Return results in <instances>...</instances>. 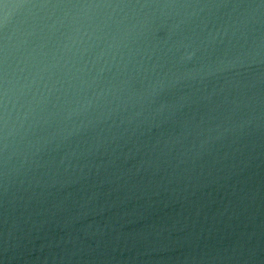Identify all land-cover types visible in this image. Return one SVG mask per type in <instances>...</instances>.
Segmentation results:
<instances>
[{
  "label": "water",
  "instance_id": "95a60500",
  "mask_svg": "<svg viewBox=\"0 0 264 264\" xmlns=\"http://www.w3.org/2000/svg\"><path fill=\"white\" fill-rule=\"evenodd\" d=\"M41 2L0 0V264H264V0H49L151 6L139 9L149 18L136 44L163 69L178 67L189 38L202 41L198 63L253 61L238 77L173 89L167 99L184 105L174 117L109 118L58 147L15 129L5 142V89L15 117L25 78L39 87L60 76L102 36L92 25L109 9L29 10ZM5 4L18 6L7 23Z\"/></svg>",
  "mask_w": 264,
  "mask_h": 264
},
{
  "label": "clouds",
  "instance_id": "9594fccd",
  "mask_svg": "<svg viewBox=\"0 0 264 264\" xmlns=\"http://www.w3.org/2000/svg\"><path fill=\"white\" fill-rule=\"evenodd\" d=\"M18 7L5 4L3 21L7 23L10 9ZM127 6L64 4L42 0L31 5L29 10L52 8L69 10L109 9L101 22L92 25L93 30H102V36L79 49L76 59H67L60 76L39 87L33 86L31 78L20 85L24 110L13 117L8 107V89H5L2 131L5 142L15 129L20 137H29L28 144L41 147L67 144L71 139L109 118L119 117L122 121H135L136 124H150L155 120L164 121L178 114L184 107L167 99L173 89L188 87L216 73H231L238 77L247 63L245 54L237 55L227 61L198 63L201 43L189 38L178 49L179 56L175 69H163L155 62L149 64L151 55L140 53L137 37L149 18L151 6L140 5L139 9H148L141 13H129ZM136 7V6H132ZM161 7L186 8L187 5H164ZM201 8L211 7L202 5ZM55 24L56 21H53ZM80 28L73 27L62 34L57 41L61 52L71 49L74 33ZM229 40L241 39L234 29L228 34ZM119 39L120 43H114ZM243 48V45H240ZM7 56V45L5 46ZM264 55V50H262ZM188 100L190 97L181 96Z\"/></svg>",
  "mask_w": 264,
  "mask_h": 264
}]
</instances>
